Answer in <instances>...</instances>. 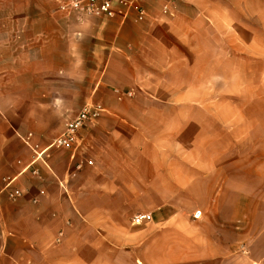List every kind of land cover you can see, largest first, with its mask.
Returning <instances> with one entry per match:
<instances>
[{
  "label": "crops",
  "instance_id": "0c3cea01",
  "mask_svg": "<svg viewBox=\"0 0 264 264\" xmlns=\"http://www.w3.org/2000/svg\"><path fill=\"white\" fill-rule=\"evenodd\" d=\"M60 1L0 0V264H264V0L259 43L188 0L142 22ZM88 103L75 152L34 163L26 138L47 148Z\"/></svg>",
  "mask_w": 264,
  "mask_h": 264
},
{
  "label": "built area",
  "instance_id": "2783aa9c",
  "mask_svg": "<svg viewBox=\"0 0 264 264\" xmlns=\"http://www.w3.org/2000/svg\"><path fill=\"white\" fill-rule=\"evenodd\" d=\"M153 0H61L58 5V10L64 15H75L78 19L83 18H121L128 19L131 15L136 21L142 22L147 18L145 6ZM161 14L166 16L169 14L168 7H163ZM126 96H130L126 94ZM103 110L95 103L85 104L79 112L72 118L67 120L60 134L43 150H39L36 146H29L30 136L24 141L33 153L34 163L40 162L45 168L47 164L43 160V156L49 150L75 152L78 146V134L88 125L95 123L101 116ZM91 165V163H88ZM78 168V167H77ZM32 176H37V169H32ZM13 181H9L4 186V194L10 202L19 200L23 194L22 191L13 186ZM199 212L194 214L196 219ZM150 221V215H135L131 219L132 225L139 226Z\"/></svg>",
  "mask_w": 264,
  "mask_h": 264
},
{
  "label": "rangeland",
  "instance_id": "374dc122",
  "mask_svg": "<svg viewBox=\"0 0 264 264\" xmlns=\"http://www.w3.org/2000/svg\"><path fill=\"white\" fill-rule=\"evenodd\" d=\"M191 5H197L201 9L205 10V15L213 21L216 31L229 30L233 34H238L242 39L248 40L250 33L254 34L256 41L259 43L260 37V15H261V0H188ZM238 69L236 73V83L233 88H237L245 83V69L243 66ZM259 66H256L253 71V77H250L251 82L247 79V83L250 85L256 84L259 74ZM254 95V94H252ZM250 95V96H252ZM96 104V103H95ZM235 109L238 110V126H246V119L242 111L244 110L243 102L232 103ZM192 136L190 131L189 137ZM241 134L238 133V137ZM52 141V139H51ZM48 142L47 145L51 143ZM48 154L60 153L57 150H49ZM244 149L238 150V156L245 155ZM30 157V154H29Z\"/></svg>",
  "mask_w": 264,
  "mask_h": 264
}]
</instances>
